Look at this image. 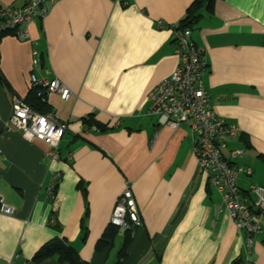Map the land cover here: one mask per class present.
Instances as JSON below:
<instances>
[{
  "label": "crops",
  "instance_id": "1",
  "mask_svg": "<svg viewBox=\"0 0 264 264\" xmlns=\"http://www.w3.org/2000/svg\"><path fill=\"white\" fill-rule=\"evenodd\" d=\"M194 1L59 0L29 25L26 41L1 38L0 193L15 213L0 214V264H69L34 260L54 240L71 245L78 264H243L249 251L252 264H264V218L249 248L199 170L190 128L160 127L148 114L149 93L177 66L173 28ZM211 9L200 11L191 37L207 58L203 82L216 114L242 131L222 154L243 151L236 164L253 171L239 178L247 195L251 185L264 188V0H214ZM33 70L72 93L68 102L46 97L68 124L57 160L9 126ZM89 116L95 125L83 123ZM126 186L141 225L103 240Z\"/></svg>",
  "mask_w": 264,
  "mask_h": 264
},
{
  "label": "built area",
  "instance_id": "2",
  "mask_svg": "<svg viewBox=\"0 0 264 264\" xmlns=\"http://www.w3.org/2000/svg\"><path fill=\"white\" fill-rule=\"evenodd\" d=\"M59 0H28L20 8L0 6V32L11 31L19 40L30 37L29 25L34 20L44 19L49 7ZM120 1V0H119ZM127 6V0H121ZM164 26L162 21L157 23ZM173 43L178 56L177 66L171 77L161 82L148 95V114L157 118L161 127L176 130L180 125L190 128L193 154L199 170L206 174L210 185L220 194L224 207L236 230L247 235L250 248L254 236L262 229L264 218V188L251 185L247 195L239 185L241 176H252L250 167L236 164L242 150H230L227 157L222 151L228 141L242 133L238 126L227 123L219 117L213 107L210 95L204 88L203 75L207 58L203 48L197 46L190 29L173 28ZM34 70L40 68L38 51H33ZM34 70L29 76V89L37 90L47 97L56 94L64 102L72 96L70 89L58 80L39 77ZM9 126L29 141H38L49 148V156L59 159V146L68 124L60 121L53 110L37 112L25 101L14 98ZM15 208L4 202L0 193V214L13 215ZM110 224L124 231H131L141 225L140 213L134 194L126 186L113 209ZM250 252V251H249ZM243 264H252L250 254Z\"/></svg>",
  "mask_w": 264,
  "mask_h": 264
},
{
  "label": "trees",
  "instance_id": "3",
  "mask_svg": "<svg viewBox=\"0 0 264 264\" xmlns=\"http://www.w3.org/2000/svg\"><path fill=\"white\" fill-rule=\"evenodd\" d=\"M214 0H195L191 7L188 9L187 16L185 20L183 21V29H190L192 26L196 23L197 19L201 16V10L206 7L209 11H211V6ZM181 28V29H182ZM13 34L11 31H3L0 32V40L5 35ZM0 82H3V79L0 75ZM26 103H28L31 107H33L37 112L40 113H46L48 112V107L46 103V96L39 95L37 90H30L29 95L26 100H24ZM50 111V110H49ZM83 123L89 124V125H95L91 124V117H86L83 119ZM97 132H101L102 129L99 127H93ZM116 230H115V229ZM109 231L106 232L105 236L103 237V240H113L117 235V227H114L110 224ZM124 253V252H123ZM57 255L59 256L61 261H67L69 264H78V258H77V252L76 250L69 245L68 243H65L63 240H54L49 243H47L45 246H43L34 256L35 261H42L46 258H49L51 256Z\"/></svg>",
  "mask_w": 264,
  "mask_h": 264
},
{
  "label": "rangeland",
  "instance_id": "4",
  "mask_svg": "<svg viewBox=\"0 0 264 264\" xmlns=\"http://www.w3.org/2000/svg\"><path fill=\"white\" fill-rule=\"evenodd\" d=\"M229 142H230V140L228 141V143H229ZM128 234H129V235H131V234H132V232H131V231H129V232H128Z\"/></svg>",
  "mask_w": 264,
  "mask_h": 264
}]
</instances>
